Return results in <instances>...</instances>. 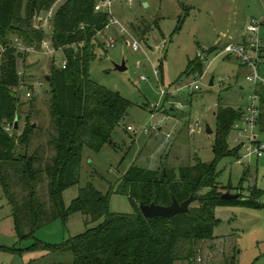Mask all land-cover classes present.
<instances>
[{"label": "rangeland", "instance_id": "rangeland-1", "mask_svg": "<svg viewBox=\"0 0 264 264\" xmlns=\"http://www.w3.org/2000/svg\"><path fill=\"white\" fill-rule=\"evenodd\" d=\"M62 3H57L56 8ZM112 14L141 42V49L133 50L128 45L131 36L122 34L118 24H112L107 32L98 35L102 44L91 64V78L120 92L132 106L113 132V144H106L100 151L84 147L80 182L64 193L67 209L80 189L91 183L102 193H111L112 213L133 212L131 199L118 192L123 175L132 165L155 169L162 162L179 167L196 160L212 161L218 128L216 111L219 106L242 107L252 94L253 84L246 79L247 71L242 70L235 58H217L204 79L193 71L199 63L200 49L223 48L230 41L239 42L247 23L252 18L264 17V0H113ZM36 23L45 29L47 39L51 40L52 18L48 23L39 20ZM261 35L264 37V24ZM111 37L116 39L115 47L107 46ZM53 57L56 65L61 66L64 59L61 50L54 56L30 53L20 66L30 84L41 81V85L36 87L33 97H27L25 92L21 94V121L15 131L24 132L28 115L32 123H36L29 152L40 149L43 166L52 162L57 151L51 142L58 130L50 109L51 85L46 79ZM162 60L163 71L160 67L158 78L155 67L160 66ZM123 61L126 69H116ZM138 62L142 67L137 66ZM1 64L0 58V80ZM260 72L264 78V64ZM141 75L147 80L142 81ZM196 81H199V89L191 87ZM163 89L169 96L162 94ZM174 91L173 97L170 94ZM260 108L255 132L258 139L264 141V102ZM196 121L200 122L201 129L191 133V124ZM129 126L137 132L130 131ZM207 126L213 133L207 132ZM154 127H163V130L157 133ZM169 132L172 137L165 143V134ZM237 136L234 128L228 137L231 148L240 145ZM218 170L224 193L228 191L227 186L232 187L233 194L242 191L245 196H249L250 187L254 185L264 191V156L254 157L250 164L248 160L238 162L236 157H224L218 162ZM245 171H248L246 179ZM48 184L49 179L38 194L50 205ZM259 201L264 204V194ZM216 219L214 237L199 240L192 259L176 264H264V208L240 204L218 206ZM105 222L106 217L94 222L77 212L67 219L50 222L40 228L35 237L21 240L13 207L0 179V264H74L71 251H53L50 247L99 228ZM34 244L38 245L36 249L31 248Z\"/></svg>", "mask_w": 264, "mask_h": 264}, {"label": "trees", "instance_id": "trees-1", "mask_svg": "<svg viewBox=\"0 0 264 264\" xmlns=\"http://www.w3.org/2000/svg\"><path fill=\"white\" fill-rule=\"evenodd\" d=\"M61 1L63 3L56 8ZM97 1L0 0V43L6 47L0 57V179L13 207L18 235L21 240L35 237L36 232L50 222L80 212L94 222L106 217V222L57 247H50L53 251H71L74 264L190 261L195 244L214 237L218 206L240 204L264 208L259 201L264 191L255 185L250 187L249 196L241 192L242 199L222 198L224 187L219 181L218 162L224 157L241 158L242 145L231 148L228 137L235 124L242 121L244 110L219 106L215 158L210 162L196 160L179 167L162 162L155 169L132 165L123 175L118 192L131 199L133 212L112 213L111 193L104 194L91 183L80 189L67 209L64 193L80 182L84 147L100 151L106 144H113V132L132 106L120 92L91 78V64L102 44L98 35L109 23V13L96 10ZM54 8L51 42L57 51L63 52L67 67L57 66L53 57L47 81L51 85V115L58 130L51 142L57 151L52 162L43 166L40 149L29 152L35 131L29 115L24 132L15 131L17 119L18 127L20 125L22 110L18 87L26 78V74L21 77L18 72L21 62L30 54L16 47L15 41L19 39L41 48L49 35L38 27L37 18ZM210 49L215 51L220 47ZM198 59L194 74L204 72V59L200 56ZM22 67L25 68V63ZM160 67L163 71V60ZM258 93L262 104L264 87L260 86ZM7 124H13L12 131L5 129ZM247 175L245 171L244 179ZM47 179L50 205L38 194ZM227 187L231 191L232 187ZM195 195L198 198L189 212L172 217H146L140 208L141 203L170 205L174 197L184 202ZM37 247L34 244L31 248Z\"/></svg>", "mask_w": 264, "mask_h": 264}, {"label": "built area", "instance_id": "built-area-1", "mask_svg": "<svg viewBox=\"0 0 264 264\" xmlns=\"http://www.w3.org/2000/svg\"><path fill=\"white\" fill-rule=\"evenodd\" d=\"M112 3L113 0H98L96 3L97 11H104L109 13V23L106 27V30L101 32L99 35L107 32L112 24H118L120 27V31L124 35L131 36V40H129L128 45L133 48L135 51H139L141 49V42L136 39L134 36L129 33L128 29L121 23V21L114 17L112 14ZM54 11L51 10L47 13L42 12L40 16L37 18L40 22L48 23L50 19L53 17ZM264 24L263 18H252L246 25V36L245 39L241 42L230 41L226 43V45L215 51H210V48H203L199 50V56L204 59V72L203 74H198L201 79H204L206 72L210 69L211 65L216 61L217 58L223 57H233L249 72L246 75V79L253 84V92L247 99L246 106L244 108V117L240 124H235V129L238 132V136L236 141L242 145L243 153L241 154L242 160L251 159L253 157H263L264 156V141L258 139L255 129L259 123V117L261 114L260 108V94L258 93V89L260 86L264 87V78L261 76V66L264 63V37L261 35V27ZM15 46L20 48L23 51L30 53H43L45 55H54L57 50L52 45L51 40L46 39L41 48H37L33 45H27L23 43L21 40L16 39ZM107 46L115 47L116 39L111 37L107 41ZM6 50L0 43V57L1 54ZM212 56V58H211ZM63 68L67 67V60L63 59V63L61 65ZM137 66L142 67V63L138 62ZM160 67H155V75L159 78L160 76ZM18 74L22 77L24 76V71L19 70ZM198 75L196 77H198ZM140 79L142 81H146L147 77L145 75H141ZM41 85V81H35L34 85L30 84L29 81L25 78L22 79L18 90L19 92L26 93L27 97H33L37 93L36 87ZM192 88L199 89V81H196L191 84ZM163 95H168L169 93L166 90H162ZM175 94V92L171 93ZM190 132L195 133L199 129H201V125L199 121H196L194 124H191ZM156 130L159 128L154 127ZM5 129L8 131L13 130V124H7ZM130 131L137 132L132 126L128 128ZM148 131V130H147ZM164 142H168L172 137V133L165 134ZM247 140V141H245Z\"/></svg>", "mask_w": 264, "mask_h": 264}, {"label": "water", "instance_id": "water-1", "mask_svg": "<svg viewBox=\"0 0 264 264\" xmlns=\"http://www.w3.org/2000/svg\"><path fill=\"white\" fill-rule=\"evenodd\" d=\"M116 69L125 70L126 69L125 61H123L122 64H117ZM49 79H50V76H47V80ZM211 84H213V81L211 82ZM18 123L19 121L17 119L16 128H18ZM33 126H36V123L33 124ZM207 132L213 133V129L210 126H207ZM165 174H166V171H165ZM197 198H198V195H195V196H191L184 202H179L174 197L173 202L170 205H160L156 203H151V204L141 203L140 208L146 217H155V216L172 217L178 213L189 212L190 206L192 205L194 201L197 200ZM222 198L233 200V199H242L243 196L241 192L233 194L231 191H227L222 195Z\"/></svg>", "mask_w": 264, "mask_h": 264}, {"label": "crops", "instance_id": "crops-1", "mask_svg": "<svg viewBox=\"0 0 264 264\" xmlns=\"http://www.w3.org/2000/svg\"><path fill=\"white\" fill-rule=\"evenodd\" d=\"M245 36H246V30H245V34H243L242 35V37H241V39L240 40H237V41H239V42H241V41H243L244 39H245ZM127 44V43H126ZM221 48V47H220ZM231 58H233V57H226L225 59L226 60H230ZM238 61V60H237ZM264 64V63H263ZM241 65V64H240ZM160 67V66H159ZM241 68H242V70H246L247 71V73L249 72V70L248 69H246V68H244L242 65H241ZM246 73V74H247ZM213 81V80H212ZM211 81V82H212ZM253 85H252V92H253ZM242 89H245L244 87H242ZM174 92H176V91H174ZM171 96H173L174 97V95L175 94H170ZM169 96V95H168ZM173 99V98H172ZM245 106H246V104H244V106H242V107H239L240 109H243L244 110V108H245ZM171 109L172 110H175V107H171ZM168 117H170V116H168ZM163 130V127H159V130L158 131H162ZM256 135H257V133H256ZM257 137H258V135H257ZM259 138V137H258ZM254 158V157H253ZM253 158H251V159H247L248 161H249V164L251 163V161L253 160ZM243 160H242V156H241V158L240 159H238V162H242ZM238 192H242V191H238Z\"/></svg>", "mask_w": 264, "mask_h": 264}]
</instances>
